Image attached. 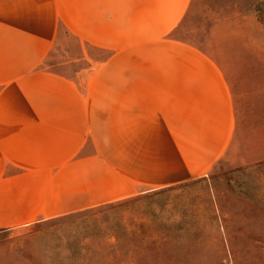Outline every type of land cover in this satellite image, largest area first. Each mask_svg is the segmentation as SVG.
<instances>
[{
  "label": "crops",
  "instance_id": "obj_1",
  "mask_svg": "<svg viewBox=\"0 0 264 264\" xmlns=\"http://www.w3.org/2000/svg\"><path fill=\"white\" fill-rule=\"evenodd\" d=\"M187 1L74 0L64 16L58 0H0V228L185 182L218 159L232 128V116L208 108L221 86L207 79L192 94L191 66L175 65L174 44L159 46L169 40L155 25L163 18L156 10L169 2L184 9ZM128 8L134 17L126 15ZM58 13L66 25L70 21V37L108 49L112 40L134 41L113 46L119 59L135 57L120 72L125 88L134 90L125 97L137 104L144 90L155 89L150 96L168 100L167 116H88L93 67L74 76V59L48 64ZM197 70L212 71L207 63ZM176 74H182V105L190 111L195 98L197 116H169Z\"/></svg>",
  "mask_w": 264,
  "mask_h": 264
},
{
  "label": "rangeland",
  "instance_id": "obj_2",
  "mask_svg": "<svg viewBox=\"0 0 264 264\" xmlns=\"http://www.w3.org/2000/svg\"><path fill=\"white\" fill-rule=\"evenodd\" d=\"M58 3L64 16L71 6L70 13L74 10V0ZM172 5L156 10L163 18L155 25L169 40L159 46L174 44L175 65L191 66L192 94L207 79L221 86L208 108L232 116L222 154L185 182L0 228V264H264V0H188L184 9ZM132 11L128 8L126 15ZM61 17L58 13L48 64L74 59V76L93 67L88 116H167L168 100L151 97L155 89L144 90L137 104L125 97L132 89L125 88L120 72L135 57L119 59L113 46L129 47L134 41L116 39L110 49L102 48L70 37V21L66 25ZM105 62L109 67L103 70ZM200 63L212 71H198ZM84 73L80 80L86 86ZM175 79L176 103L169 116H197L201 106L195 98L190 111L182 105V74Z\"/></svg>",
  "mask_w": 264,
  "mask_h": 264
}]
</instances>
